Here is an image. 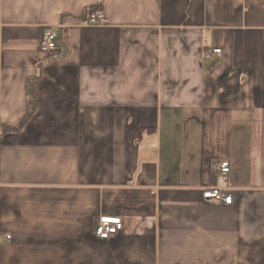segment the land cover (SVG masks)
<instances>
[{"label": "crops", "instance_id": "obj_1", "mask_svg": "<svg viewBox=\"0 0 264 264\" xmlns=\"http://www.w3.org/2000/svg\"><path fill=\"white\" fill-rule=\"evenodd\" d=\"M0 264H264V0H0Z\"/></svg>", "mask_w": 264, "mask_h": 264}, {"label": "built area", "instance_id": "obj_2", "mask_svg": "<svg viewBox=\"0 0 264 264\" xmlns=\"http://www.w3.org/2000/svg\"><path fill=\"white\" fill-rule=\"evenodd\" d=\"M84 24L92 27H103L108 24L106 15L102 10H97L90 14L85 19ZM39 48L43 52H50L57 49V38L55 32L50 29L44 32V35L40 41ZM220 50H212L206 54L209 57L210 54H218ZM214 170L218 174L219 181L223 187L207 188L202 191V199L207 203H217L225 206L232 204V196L229 193L227 186L228 175L230 173V165L226 160H220L214 164ZM122 220L116 216H99L93 229V235L100 241H109L115 238L122 230ZM6 239H10L6 236Z\"/></svg>", "mask_w": 264, "mask_h": 264}, {"label": "trees", "instance_id": "obj_3", "mask_svg": "<svg viewBox=\"0 0 264 264\" xmlns=\"http://www.w3.org/2000/svg\"><path fill=\"white\" fill-rule=\"evenodd\" d=\"M97 10H101V9H99V8H92V9H90V10L86 13L85 19H87L88 16H89L90 14L94 13V12L97 11Z\"/></svg>", "mask_w": 264, "mask_h": 264}]
</instances>
